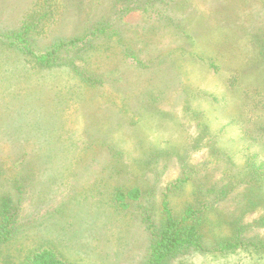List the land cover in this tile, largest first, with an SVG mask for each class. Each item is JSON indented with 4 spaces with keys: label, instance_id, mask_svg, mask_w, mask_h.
<instances>
[{
    "label": "rangeland",
    "instance_id": "rangeland-1",
    "mask_svg": "<svg viewBox=\"0 0 264 264\" xmlns=\"http://www.w3.org/2000/svg\"><path fill=\"white\" fill-rule=\"evenodd\" d=\"M177 1L171 8L179 7L170 14L173 19L181 20L179 36L169 30L167 24L158 23V16L154 14L158 8L150 10L152 14L140 10L123 16V10L120 13L119 9L132 8L134 2L130 6H125L129 2H124V6L114 7V0H102L98 3L106 6L102 11V6H95L96 0H0V130L11 123L8 130L13 132L8 137L4 131L0 132V168L3 169L0 170V225H3L0 233L13 229L12 239L0 244V264H21L40 247L58 250L71 264H147L151 231L162 229L164 222L162 193L185 176L192 181L170 194L176 214L180 215L183 208L193 203L206 212L218 207L233 210L231 203L214 202L220 201L216 198L223 195V188L217 195L210 191V183L221 180L224 173L232 170L219 150L237 154L238 166L244 161L240 151L248 146L252 153L262 152L264 157V145L240 140L241 127L231 119L238 115L239 102L244 99L239 94L252 86L249 62L256 59L257 53L250 43V32L252 25L256 28L257 23L264 25V1ZM156 2L153 4L161 6L160 0ZM100 18H104L105 24L99 26H103L105 32L98 34L99 40L85 38ZM111 20L116 22L114 27ZM28 24L34 26L25 34L31 43L28 48L38 57L63 41L74 38H85V41L57 53L56 66L43 67L17 39V34ZM123 31H128L131 37L137 36L138 41L140 37L151 35L148 43L142 42V57H153L155 62L166 58L169 61L162 68L139 70L131 65L133 59L126 58L128 66L134 68L127 73L126 86L137 88L124 93L130 104L136 103L134 109L138 105L135 95L147 101L146 95L139 92L151 83L148 88L156 91L178 86L144 114L141 122L136 112L139 109L136 113L130 110L120 114V125L112 128V115L122 103L114 97L117 92H108L111 85L107 71L111 70V65L117 67V72L124 68L118 58L107 59L112 52L106 54L105 49L114 47ZM156 42L164 48L165 54L157 52ZM218 52L225 54L224 68L210 67L202 59ZM96 72L104 73V83H97ZM234 72L241 74L242 81L235 89L228 83ZM129 95L133 98L129 99ZM249 104L247 110L253 107L252 102ZM256 115L254 112L252 120L256 121ZM5 119L9 123L5 124ZM34 126L41 132L49 126L50 137L57 140L56 146L66 143L69 147V153H57L56 165L50 163L48 168L54 179H58L61 175L56 170L65 166L64 188H54L56 194H47L44 200L32 196L33 182L25 184L22 198L13 185V179L17 173H22L23 166L27 165L25 173L31 166L20 158L24 150L23 156L28 159L30 154L31 160L40 153L41 146L50 149L43 138L38 140L31 135ZM69 136L73 142L68 141ZM21 139L26 148L16 144ZM81 150L86 155L83 162L79 155H85ZM120 151L124 153L117 155ZM160 151L164 156L159 155ZM142 152H146L144 156L148 153V163L152 164L143 171L149 180L145 177L144 181L139 180L147 184L146 199L131 210L118 212L113 208L111 189L135 177L129 173L117 174L115 162L120 159L133 171L131 162L135 157L142 158ZM62 180L50 183L56 185ZM96 180L99 191L93 194L90 188L96 187ZM203 182L205 190L201 186ZM246 201L248 212L237 230H233L231 224L229 228L218 230L210 226L211 222L201 220L206 246L212 252L192 250L181 257L174 256L171 264H264L263 249L251 246L234 252L217 251L228 239L244 237L264 243V208L254 205L255 200ZM4 203L10 208L8 215L17 211L9 225L4 222ZM60 221L66 223L65 229L59 225Z\"/></svg>",
    "mask_w": 264,
    "mask_h": 264
},
{
    "label": "trees",
    "instance_id": "trees-1",
    "mask_svg": "<svg viewBox=\"0 0 264 264\" xmlns=\"http://www.w3.org/2000/svg\"><path fill=\"white\" fill-rule=\"evenodd\" d=\"M96 1L97 2L95 6H102L98 4V3H102V0H96ZM137 1L138 0H114L113 6L115 7L118 4H123L124 6V2L125 3L129 2V4H125V6H130L134 2V6L132 8L121 7L119 9L120 13L121 10H123V14H122L123 16L127 15L128 13L138 12L140 10H141L140 12L145 11L146 13L152 14V11L150 10L155 11L156 8H158L156 13H154L157 14L158 16V23L162 24L163 26L167 24L169 26V30L173 31L179 36V34L182 31L181 20L173 19V16H171L170 14L171 11L179 7L178 5L175 6L174 9L171 8L173 4L178 3L177 0H160V3H162L161 6L160 4H153L158 0H139V2ZM93 5H94V1H93ZM149 5H151L150 8ZM105 7L106 6L104 5L100 9L103 11ZM104 22H105L104 18H100L99 21H95L93 23V27L95 28H93L92 33H88L87 35H85V38L88 39L94 37L95 39L99 40L100 37L98 36V34H103L105 32L104 27L99 25L101 23L104 25L105 24ZM111 24L112 27H114L116 22H114V20H111ZM263 26L264 25L261 23H257V28L254 25L251 26L252 32H250V43L253 49L255 50V52L257 53L255 54L256 59L254 58L253 61L249 62L250 74H248V76H250L249 84H252V86L242 90V94L238 93L240 97L244 99L239 102L240 109L238 115L234 116L231 119L233 120V122H236V124L241 127L240 140L253 142V143H256L255 141H257L264 145V27ZM32 27L34 26L29 24L23 27L22 31H20L17 34V39L19 43L23 47H25L26 49L25 51L28 54L33 55L35 60L37 58V61L43 67L50 68L56 66L57 65L56 58H58V56L56 57L57 53L60 54L65 48L72 49L74 45L85 41V38H74L68 41H63L61 44L54 46L50 52L46 54H42L40 57H38L35 56V54H33L30 48H28L31 43L30 40L28 39L29 36L27 35L32 30ZM163 29L166 30V28L164 27ZM157 30L153 32V35L157 32ZM162 31L163 30H161L160 32L162 33ZM119 35H120L119 41L114 43V47L111 45L110 48L105 49L106 54H108L110 51L112 52L107 55V59L114 60L115 58H118L119 61L122 62L121 64L124 68V71L120 70V72H117V67L115 66L116 68H114L113 65H111L109 66L111 70L107 71L110 75L109 84L111 85L108 92L110 91L117 92V95L114 97L118 98L119 102L122 103L117 113H114L112 115L113 116L112 122H114L111 125L112 128H115V126L118 127L120 125L118 123L119 122L118 120L120 119L119 118L120 114L129 112L130 110H132L133 113L137 112V116L139 119L138 122H141L144 114L148 113L152 108H155L157 104H159V102L164 97L170 96L169 95L170 92L172 91L173 93V90H175L178 86L177 84L175 88L156 91V90H152L151 88H148L153 84L151 83V85H149L147 89L139 92L140 94L146 95L145 97L146 99H148L147 101L143 100L141 98V95L140 96L139 94L135 95V98L138 101V105L137 108L134 109L133 106L136 103L134 105L130 104V102H128V97L125 95L127 91L133 92L137 88L134 85L126 86V83L128 82L127 73L129 69L130 70L134 69L128 66V63H126V58L133 59L131 65L135 66L139 70H144V69L155 70L158 67L162 68L164 67L163 64H169V61L166 58V60H162L161 62H155L153 57H148L146 55L142 57L143 55L142 52H144V49L142 48V42L148 43L149 41L148 39L151 37V35L150 36L147 35L145 36V38L144 36L140 37L141 40L139 41L136 40L137 36L131 37L128 34V31H123ZM189 37L191 39H194L193 35H190ZM227 47L223 49V52H225V49ZM156 50L157 52H160V55L165 54L164 52H162L164 48H160L159 45L157 46V42H156ZM224 57H225L224 53L218 52L215 55H210L209 58L207 59L206 58H202V59H205L204 61H207L210 67L221 69L224 68V62H223ZM173 68L174 66L171 67V69ZM77 70L78 69L76 68V71ZM95 75L98 84H100L101 82L104 83V78H103L104 73L100 74L96 72ZM240 82L242 81H241V74L239 72H234L231 78L228 79V83L233 89L239 86ZM255 83L257 84L258 87L255 86ZM182 93L185 94L186 92L182 91ZM179 97H182V95L180 94ZM132 98H133L132 95H129V99ZM249 102L253 103L252 105L253 107L252 109L247 110V107L250 105ZM138 109L139 111H136ZM140 110H143L144 113L141 112ZM254 112L257 114L256 116H254L256 121L252 120ZM109 116L110 118L112 117L111 115ZM9 118L11 120V116ZM7 121L8 120L5 119L4 123L6 124ZM233 122L230 124H233ZM128 123L126 124L127 126ZM8 125L10 126L11 123H9ZM9 126H7L6 129L2 128V131H4V135H6L7 137L13 133L11 130H8ZM45 126H47V124H45ZM133 127H136V125L134 124ZM205 127L208 128L209 126L205 125ZM129 128H131V124ZM2 131L0 130V132ZM50 131L51 129L49 128V126L45 129L43 128L42 132L38 126H34L31 130V135L34 137H38V140H40V137L41 139L43 138V140H45L47 144H49L50 149L46 150L45 145L41 146L39 148L40 149L39 154H35L34 156L31 153L33 155V158L31 160H30L31 157L30 154H28L29 155L28 159H26L23 156L26 153L25 150L20 155L22 161L24 162L27 161V163L28 164L30 163L31 166H29L28 171L25 173L24 169L26 168L27 165H24L23 168L21 169L22 173H17L15 179H13V185L14 188L16 187L15 190L19 198H22L24 196L25 184L27 182L28 183L33 182V184H31V186H33L32 196L37 199L40 198V200H44L47 194L54 196L56 194L54 188L57 187L56 188L57 190L64 188L63 181L65 180L62 179L65 177V172L67 171L65 166H61L60 169L56 170V173L61 175V178H59L56 175L58 179L57 178L54 179V174H50L52 171L48 170V168H50V163L52 164V166L56 165L57 153L61 152L67 155L69 153V147L66 143H63L61 147H57L56 146L57 140H53V138L50 137L49 134ZM132 132L133 131L131 132L129 131V133ZM67 138L68 141L70 140L71 142H73L71 136ZM16 142H17L16 144L19 145L20 147L26 148L22 139L19 141L17 140ZM71 146H73V143L71 144ZM219 151L221 152V154L223 153L226 156L225 161L228 164V166L232 168V170L230 172L224 173L223 178L221 180L216 182L215 181L211 182L210 191L212 193L219 194L221 188H223L222 190L223 195L218 196L219 198H216L219 199L220 201L217 202L214 200V202L215 203L227 202L229 204L231 203L234 205L233 210L225 211V208L220 209V207H218L215 208L214 211L206 212L205 210L197 209V206L199 205L193 203L192 205H187V207L183 208L181 210L180 215H178V213L176 214L175 208L172 207L170 194L173 190H179L182 188L181 186L192 181V178H189L187 176H185L183 179H177L175 184H172V186L170 185L162 193L163 201L161 203V211L164 217V222L162 229H159L160 231L158 229L151 231L150 250H149V258L147 260V264H171L173 258L181 257L182 254H187V252L192 250H197L200 251L201 253L212 252V250L209 249L208 246H206L207 240L204 232L201 231L202 230L201 227H204V225L201 224L202 221L206 220L207 223L211 222L210 226H212V228L216 226L218 227V230H221L223 227L229 228L228 226L230 224L233 226V230H237V227L241 225V220L245 212H248L247 208L249 204H247L248 203L246 201L247 199H250L251 201L255 200L252 201L254 205L256 204L257 207L264 208V157H262V152L252 153V151H250V146H248L247 149L240 151V153H243L241 155L244 157V161L241 164V166H238V164L236 163L237 154H231V153L228 154L225 153L223 150H219ZM81 153L85 155L84 150H81ZM122 153L124 152L120 151L119 154L117 155H120ZM145 153L142 152V158H138V157L133 158L131 162V165L135 169L133 171H131L130 166L124 163L122 160L118 159L115 162L114 169L117 174L119 175L124 174L123 176H125L127 173H129V176L134 175L135 177L134 179L130 177L125 179L124 181L126 182L121 183L120 185L117 186H113L111 189L112 192L110 198L111 201L113 202V208L118 212H125L131 210L134 205L138 206L146 199L147 184L144 182H140L139 180L144 181L145 173H143V171L149 168L148 166L152 164L148 163L149 156L148 153L146 156H144ZM159 153L160 156H164L163 154H165L161 151ZM86 154H88V152ZM79 156L83 162L86 155L84 157H82L81 155ZM43 164L44 166L41 167V165ZM137 167H139L140 169H137ZM36 168L37 171H35ZM0 170L3 169L0 168ZM145 179L149 180V178L146 177ZM51 180H55V181L62 180V181L59 184L53 185L50 183ZM74 181L76 184L79 183L76 180ZM207 184L209 183L207 182ZM94 186L96 187H94L93 190L91 187L90 190L91 192L93 191V194H96V192L99 191L98 180H96ZM201 186L205 190V186H206L205 182L201 183ZM207 187L209 188V185H207ZM242 188H244V191L239 192L238 190ZM82 194L84 195V192H82ZM3 199L5 200V197ZM233 201L235 202L233 203ZM2 207H3L2 213L5 214L4 222L5 223L7 222L6 224L9 225L11 218L13 217V215L16 214L17 211H14L12 213V216H10V214L8 215L10 209L8 208V204L4 203ZM212 213L215 214L213 218L210 216ZM59 225H61L62 228L64 229L66 228V223H64V221H60ZM2 226L3 225L1 224L0 228H2ZM12 230L13 229L10 230L7 229L6 232L2 234L0 233V244L8 242L12 239L13 237V233L11 232ZM251 246L254 249L256 248V249L264 250V243L260 244L254 241H250L244 237H241V239H237L234 241L229 239L226 240V243L221 248H218L217 251L223 253L231 252V251L234 252L237 251L238 249H247ZM21 264H71V263H69L60 254L58 250L49 247H44V248L40 247L32 251L23 260Z\"/></svg>",
    "mask_w": 264,
    "mask_h": 264
}]
</instances>
